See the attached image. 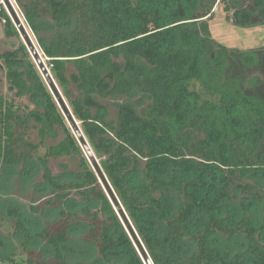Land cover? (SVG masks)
Wrapping results in <instances>:
<instances>
[{
	"label": "trees",
	"instance_id": "trees-1",
	"mask_svg": "<svg viewBox=\"0 0 264 264\" xmlns=\"http://www.w3.org/2000/svg\"><path fill=\"white\" fill-rule=\"evenodd\" d=\"M15 1L152 263L264 264V47L229 48L210 26L220 5L236 25H264V0ZM3 20L21 39L0 4ZM0 61L16 96L37 106L0 96L1 163H29L45 146L37 159L61 208L38 236L51 256L28 248L18 222L22 252L0 264H84L63 252L77 224L107 262L145 264L26 44ZM52 158L79 159L80 177L55 181ZM72 194L76 212L63 208Z\"/></svg>",
	"mask_w": 264,
	"mask_h": 264
},
{
	"label": "rangeland",
	"instance_id": "rangeland-1",
	"mask_svg": "<svg viewBox=\"0 0 264 264\" xmlns=\"http://www.w3.org/2000/svg\"><path fill=\"white\" fill-rule=\"evenodd\" d=\"M9 2L22 21L34 46L37 48L43 65L49 71L46 58L41 52L37 38L25 23L19 5L15 0H9ZM248 3L247 5L249 7L254 6L252 1ZM0 4H3L6 12L14 22L5 0H0ZM215 10L218 14L210 21V26L212 36L216 41L229 48L239 50L264 47V25L250 27L236 25L234 20L230 21L227 19L228 14L224 11V6H216ZM22 42L26 44L28 48L27 41L22 35L21 39L7 37L5 34V21H0V54L17 51ZM30 54L37 69L43 76L40 65H38L31 52ZM0 64L3 63L0 61ZM0 96H5L10 100H14L26 113L37 111V106L31 99L28 97L19 98L16 96V91L12 90L7 79V73L5 69L2 68H0ZM114 102L115 100L105 101V103L109 104H114ZM116 102L123 103L124 100L118 99ZM110 112L114 116L117 112V108L112 107ZM33 125L36 126V123H33ZM30 133L33 142L38 144L40 140L37 128H33ZM62 139V134L58 138L49 137L47 145L57 144ZM46 153L47 148L41 146L39 148V153L35 154V157L29 163L18 167H4L0 160V253L2 254H20L22 252L21 244L24 238L21 234L16 232V224L22 222L31 237L27 244L28 248L40 252L45 257L51 256L53 249L45 244L38 236L42 233L46 224L54 223L60 219L61 208L53 203L55 200V193L52 186L45 179L44 172L37 159L38 157L44 156ZM50 169L55 181L62 184L77 180L82 172L80 160L70 158H52L50 160ZM82 204V199L78 195L72 194L63 208L68 211L76 212L81 210ZM100 209H102L101 206H96L95 210ZM262 215L263 213L261 211H256L254 214L256 218H260ZM63 252L69 262H80L84 264H123L124 262V259H122L120 255H113L111 257L112 262H107L106 259H103V257L98 254L97 250L87 242L85 229L80 224L75 225L73 228L70 233V240L65 244ZM19 257H25V254Z\"/></svg>",
	"mask_w": 264,
	"mask_h": 264
},
{
	"label": "water",
	"instance_id": "water-1",
	"mask_svg": "<svg viewBox=\"0 0 264 264\" xmlns=\"http://www.w3.org/2000/svg\"><path fill=\"white\" fill-rule=\"evenodd\" d=\"M5 3L7 4L8 8L10 9V12L12 14V18L15 22L16 27L18 28V31L23 36V38L26 39L28 48L30 52L33 54L34 59L37 61L38 65H40V69L42 70L43 76L48 84L49 89L51 90L54 98L56 99L57 103L59 104L62 112L64 113L65 117L67 118L68 122L70 123V126L72 127V130L78 139L81 147L83 148L88 160L90 161L92 167L96 171L97 175L100 178L101 183L103 184L110 200L112 201V204L114 205L115 210L117 211L118 215L122 219L127 231L129 232L135 246L138 248L141 257L143 258L145 264H153L149 255L147 254V251L145 250V247L143 246L141 240L139 239L135 229L133 228V225L131 224L129 218L127 217V214L125 213L121 203L119 202V199L115 195V192L111 188L107 178L105 177L98 160L96 159L91 147L89 146L87 140L85 139L81 128L79 127V124L75 121L73 114L71 113V110L69 109L67 103L65 102L61 91L59 90L57 84L53 80L51 74L49 71L45 68L43 65V61L41 57L39 56L37 48L34 46L33 42L31 41L22 21L19 19V16L17 15L16 11L14 10L13 6L9 2V0H5Z\"/></svg>",
	"mask_w": 264,
	"mask_h": 264
}]
</instances>
